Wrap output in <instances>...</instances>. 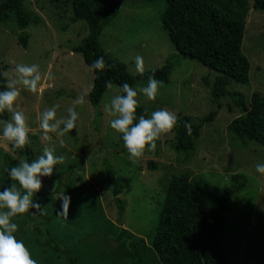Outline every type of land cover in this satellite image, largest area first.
<instances>
[{"label":"rangeland","instance_id":"374dc122","mask_svg":"<svg viewBox=\"0 0 264 264\" xmlns=\"http://www.w3.org/2000/svg\"><path fill=\"white\" fill-rule=\"evenodd\" d=\"M103 1L116 3L119 12L102 30L101 44L113 58L126 65L129 73L138 74L134 62L137 55L144 59V71L157 69L167 60L173 62L169 83L160 89L154 101L138 94L139 105L147 108L148 116L164 108L176 112L178 117L188 115L198 123L214 107L207 83L213 81L216 72L176 51L161 27L160 15L166 1ZM248 2L242 52L251 64L250 81L248 84L232 81L228 85L230 91L241 92L247 102L254 91L264 95V10H255L251 0ZM24 6L39 17V23L29 24L21 31L12 13L0 21V66L6 67L2 72L8 79L16 75V64L35 63L40 66L42 80L40 90L32 92L25 88L14 102V107L27 117L31 143L23 150H13L7 141L0 139V187L10 184L6 169L18 166L20 159H36L45 147H55V155L65 157L51 176L42 177V187L33 197L41 207L29 210L38 214L36 221L43 232H50L57 249L35 241L37 235L28 212L13 218L19 226L17 239L25 242L37 264H160L150 246L153 229L170 177L184 172L217 194L231 184L232 174L245 177L246 186L232 198V209L226 213L223 230L226 261L263 264L264 174L256 172V165L264 163V146L249 139H237L230 132L228 123L239 115L232 98L226 95L220 99L217 115L202 124L190 154L174 149L172 129L161 134L155 151L146 149L141 158H130L119 134L109 127L113 117L104 108L114 95L120 94L117 85L106 88L99 103L100 116L94 119L95 109L88 100L93 74L82 55L72 51L87 35L85 21L72 20L70 0H24ZM22 32L26 35L25 47L19 42ZM48 72L53 79H47ZM147 81H137L133 88H142ZM80 97L83 103L76 107L77 128L62 138L50 133L53 140H45L40 113L59 104L57 115L65 116L67 107ZM60 139L64 140L63 145ZM150 161L156 168H148ZM105 170L115 177L129 178L118 195L123 211L115 205ZM56 186L75 188L66 194L71 196L67 218L59 212L63 193H55ZM121 228L127 230L125 235L133 234L125 237L123 243L115 240ZM129 241L136 245L127 248Z\"/></svg>","mask_w":264,"mask_h":264},{"label":"trees","instance_id":"16d2710c","mask_svg":"<svg viewBox=\"0 0 264 264\" xmlns=\"http://www.w3.org/2000/svg\"><path fill=\"white\" fill-rule=\"evenodd\" d=\"M165 1L166 7L160 15L161 27L167 32L176 51L216 72L213 81L207 83L214 107L198 123L193 122L188 115L178 117V123L173 128L174 149L186 155L193 152L202 124L214 119L221 107L219 101L226 95L232 98L239 109V115L227 125L230 132L237 139H249L264 146V95L254 91L247 102L241 92L228 89L232 81L240 84H248L250 81L251 64L242 52L245 18L249 10L248 0ZM70 4L72 20H83L88 28L87 35L72 51L80 53L88 67L98 56H103L111 66L103 72L93 71L89 67L93 74V84L88 92V100L95 109L94 119L100 116V100L111 84L117 85L119 89V85L127 82L133 87L137 81L148 80L153 73L164 85L169 83L173 69L171 60H167L157 69L144 71L143 75L131 74L123 62L113 58L103 48L100 35L104 27L118 15L119 7L116 3H106L103 0H70ZM251 7L264 10V0H251ZM10 13L21 31L29 24L39 23V17L25 8L24 0H0V21L8 18ZM19 42L23 47L26 46V35L23 32L19 36ZM5 69V66H0V74H4L2 71ZM7 82V77L0 75V90H5ZM136 115L147 117V108L139 105ZM10 119L11 113H0V120ZM185 122L191 126L190 133L185 128ZM155 166L151 161L148 163L150 169L156 168ZM105 175L112 187L115 205L123 211L124 207L118 195L129 178L115 177L107 170ZM231 181L228 187L217 194L201 185L189 173L173 174L170 177L159 220L153 229L150 242L160 264H227L223 245L226 213L232 209V198L246 186V179L240 173L232 174ZM61 184L64 186V183ZM73 187L61 189L56 186L54 192L70 194L75 189ZM29 216H32V228L37 235L35 241L57 249L58 245L50 232H43L42 225L36 221L38 214L29 213ZM125 231L127 230L121 228L115 240L123 243L125 237L130 238L133 235L131 232L125 235ZM128 243L127 248L136 245L132 241Z\"/></svg>","mask_w":264,"mask_h":264},{"label":"clouds","instance_id":"9594fccd","mask_svg":"<svg viewBox=\"0 0 264 264\" xmlns=\"http://www.w3.org/2000/svg\"><path fill=\"white\" fill-rule=\"evenodd\" d=\"M134 62L137 72L143 75V57L137 55ZM89 67L93 71L103 72L111 66L103 56H98ZM14 71L16 75L8 78L5 90H0V113L5 111L11 113L10 120H0V139L7 141L13 150H23L31 143V128L25 113L15 108L14 102L25 88L32 92L40 90L38 86L42 74L40 66L35 63L16 64ZM53 78L52 73L48 72L47 79ZM163 86L164 82L157 80L154 73L148 77L146 86L142 88H133L125 82L119 85L121 94L114 95L110 102L104 105L105 111L113 117L109 121V127L119 134L118 138L123 141V147L130 158H141L146 149L155 151L156 141L161 134L171 132L178 123V114L164 108L152 112L148 117L136 115L139 106L138 94L154 101ZM82 103L83 97H80L73 105L67 107V114L62 117L57 115L61 108L59 104L42 111L39 121L43 138L51 142L53 136L49 135L50 133L62 138L66 133L76 129L79 121L76 107ZM185 128L189 133L191 132V126L187 122ZM59 143L63 145L64 140L60 139ZM64 160L63 155H55V147H45L36 159L31 161L20 159L18 166L5 170L10 184L0 187L2 188L0 190V264H37L25 242L17 239L19 226L13 222V218L29 212L30 209L41 207L33 197L42 187V177L51 176L54 167L63 164ZM256 172L264 174V163L256 165ZM60 199L62 203L59 212L67 218L71 196L63 194Z\"/></svg>","mask_w":264,"mask_h":264}]
</instances>
